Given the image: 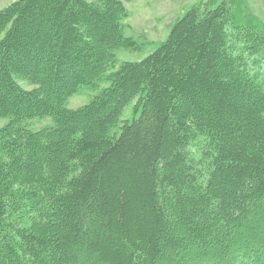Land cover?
<instances>
[{"label": "trees", "instance_id": "1", "mask_svg": "<svg viewBox=\"0 0 264 264\" xmlns=\"http://www.w3.org/2000/svg\"><path fill=\"white\" fill-rule=\"evenodd\" d=\"M132 1L0 9V264H264V20L201 0L120 62Z\"/></svg>", "mask_w": 264, "mask_h": 264}, {"label": "rangeland", "instance_id": "2", "mask_svg": "<svg viewBox=\"0 0 264 264\" xmlns=\"http://www.w3.org/2000/svg\"><path fill=\"white\" fill-rule=\"evenodd\" d=\"M16 0H0V9ZM201 0H133L127 3L129 17L125 20V34L136 40L138 48L121 50L117 53L119 61L141 59L157 48L164 41L174 24L185 11ZM221 2L222 0H216ZM248 5L262 20H264V0H248ZM22 84L31 88L26 83ZM93 91L85 87L75 94L68 102L70 109H77L89 102ZM124 117H131V106L126 108ZM10 117H0V127L7 124ZM31 126L38 129L51 123L52 118H36L31 120ZM29 122V123H30Z\"/></svg>", "mask_w": 264, "mask_h": 264}]
</instances>
